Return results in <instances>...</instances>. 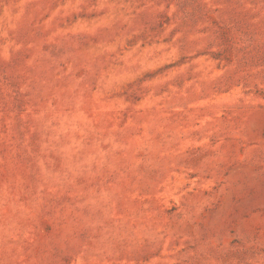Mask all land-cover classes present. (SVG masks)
Segmentation results:
<instances>
[{"label": "rangeland", "instance_id": "rangeland-1", "mask_svg": "<svg viewBox=\"0 0 264 264\" xmlns=\"http://www.w3.org/2000/svg\"><path fill=\"white\" fill-rule=\"evenodd\" d=\"M0 264H264V0H0Z\"/></svg>", "mask_w": 264, "mask_h": 264}]
</instances>
